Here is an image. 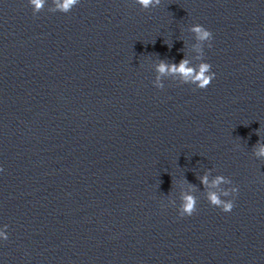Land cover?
<instances>
[{
	"label": "clouds",
	"instance_id": "clouds-1",
	"mask_svg": "<svg viewBox=\"0 0 264 264\" xmlns=\"http://www.w3.org/2000/svg\"><path fill=\"white\" fill-rule=\"evenodd\" d=\"M32 4L36 6L38 9L42 6L43 0H31ZM76 0H64V3L61 5L62 9L67 11L71 5L75 4ZM141 7L144 9H148L150 7H155L160 5L161 0H136ZM192 31L197 34V37L201 41H209L208 47H211V40L213 39V34L210 30L206 29L203 25L196 24L193 26ZM187 61L182 60L177 67L175 64L167 65L165 63H161L158 66V70L161 73L166 71L179 72L184 75L185 78L191 75L192 69L187 68ZM212 65L209 63H203L200 66L199 74L194 77L195 82H197V87L200 89H206L213 79L215 78V73L211 71ZM258 155L264 156V145L260 146ZM223 180V177H218L214 183H220ZM202 183H207V178H202ZM232 191L236 194L238 193V188L235 187ZM210 201V205L220 208L223 212L228 213L231 212L234 208L233 200L224 202L222 201L216 194H209L208 197ZM197 211L195 199L191 196H186L184 198V203L182 205V210L180 211V215L183 216H192Z\"/></svg>",
	"mask_w": 264,
	"mask_h": 264
}]
</instances>
